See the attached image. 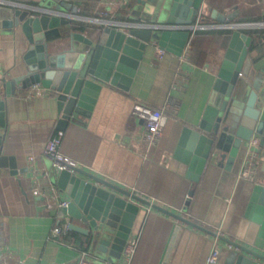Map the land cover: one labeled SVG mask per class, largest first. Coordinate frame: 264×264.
I'll return each mask as SVG.
<instances>
[{"label": "crops", "instance_id": "1", "mask_svg": "<svg viewBox=\"0 0 264 264\" xmlns=\"http://www.w3.org/2000/svg\"><path fill=\"white\" fill-rule=\"evenodd\" d=\"M36 1L0 0V4ZM73 3L78 5V15L74 18L77 25L98 26L104 20L118 24L136 18L134 0H75ZM217 12L232 18L264 16V0H203L193 24L215 29L210 26L218 24ZM197 29L201 28L193 31ZM227 42L228 39L224 46L221 42H211L208 59L201 65L191 61L189 44L180 56L163 50L156 62L153 58L160 48L154 44L148 46L128 90L102 85L89 116L79 114L77 121L70 120L62 129L57 128L59 116L50 90L41 86L40 94H30L31 85L25 87L19 83L13 94L6 95L3 87L0 88L4 101L1 155L6 158L0 166V242L3 243L0 263L76 264L78 261L79 251L52 240L50 233L55 219L61 215L64 221L84 228L87 225L47 207L48 197L32 194L33 188L46 184L44 174H48L56 196L69 201L65 191L57 187L52 161L44 154L47 141L58 131L63 133L60 151L74 160L80 171L218 231L229 240L250 246L259 225L245 213L253 184L257 178L264 177V151L257 152L258 142L251 146L256 150L257 161L249 178L241 175L249 143L239 149L229 164L226 159L220 161L218 152L207 161L197 183L186 176L188 165L174 157L178 147H181L180 154L187 149V145L179 146L183 127L196 126L201 120ZM27 45L20 28L0 29V78L9 80L26 72L23 56ZM213 48L220 52L215 59L210 53L214 52ZM256 54L250 53L249 57L261 82L260 90L264 92V55L254 61ZM135 101L160 109L166 116L162 135L150 149L141 139L142 122L132 115ZM13 170L17 173L8 172ZM191 189L193 194L189 195ZM188 198L189 204L185 206ZM138 204L140 209L130 236L138 233L139 241L129 264H160L175 224L180 229L167 264L206 263L214 236L150 205ZM218 243V264H224L233 249L227 241L219 239ZM86 251L93 264H125L123 254L120 259H113L99 254L96 245L91 244Z\"/></svg>", "mask_w": 264, "mask_h": 264}, {"label": "water", "instance_id": "2", "mask_svg": "<svg viewBox=\"0 0 264 264\" xmlns=\"http://www.w3.org/2000/svg\"><path fill=\"white\" fill-rule=\"evenodd\" d=\"M75 0H38L33 4L1 5L0 29L20 28L27 42L24 53L26 72L6 80L0 88L13 94L19 83L41 84L54 97L59 116L57 128L89 116L102 85L128 90L136 68L148 46L180 56L188 46L193 24L203 0H134L135 16L118 24L104 20L89 32L77 29ZM178 16V17H177ZM232 17L215 14L220 29H231L213 88L200 122L184 126L179 146L187 145L174 157L188 165L186 176L197 183L207 161L220 152V161L231 163L239 149L251 138L258 139L259 154L264 151V92L249 57L251 36L242 29L264 26V22H232ZM183 25L185 28L176 26ZM0 126H4V101L0 95ZM0 166L5 162L1 155ZM221 163V162H220ZM227 164V165H228ZM264 172V163L262 165ZM16 174L15 170L8 171ZM2 172L0 171V174ZM82 174L84 177H81ZM57 187L69 201L63 214L80 220L87 228L70 223L72 231L87 235L101 255L120 259L140 206L150 205L172 218L194 226L232 247L224 264H264V177L253 184L245 215L259 225L250 246L217 235L184 216L151 204L134 193L100 177L77 170L53 171ZM193 190L189 191V195ZM189 198L185 202L188 206ZM180 225L173 226L160 264H167ZM103 259V258H100Z\"/></svg>", "mask_w": 264, "mask_h": 264}, {"label": "built area", "instance_id": "3", "mask_svg": "<svg viewBox=\"0 0 264 264\" xmlns=\"http://www.w3.org/2000/svg\"><path fill=\"white\" fill-rule=\"evenodd\" d=\"M178 28H185L183 25L176 26ZM197 27L203 29L205 26H198ZM210 27L215 29H220L218 24H213ZM259 27V26H258ZM164 51L163 49H159L156 54L154 55V61H158ZM30 94H40L41 93V85L39 83L32 84L30 86ZM132 115L139 119L142 122V133L141 139L147 149H150L162 135V131L165 126L166 116L160 109L153 108L150 105H147L141 101H135L132 106ZM62 132L58 131L53 137H51L45 146L44 154L49 157L52 161V168L53 171H63L66 170L70 173H75L79 170V165L69 158L68 156L64 155L60 151V143H61V136ZM258 139L251 138L249 143V151L246 155V164L243 168L241 175L245 178H249L251 176L252 169L255 167V162L257 161V153L251 146L257 145ZM32 160V157L29 158ZM46 178V184L38 185L37 187L33 188L32 194L34 196H42L45 198H49V201L46 203L47 207L55 208L59 212H62V209L67 207L68 200L61 199L59 196L55 194V187L52 183L49 182L48 174H44ZM44 181V180H43ZM63 216H59L55 219L54 225L51 229L50 238L72 248L71 244L67 241L61 239V235L68 233L71 229L69 227L70 222L64 221L62 219ZM217 235H220L218 231H215ZM131 234V233H130ZM124 245L122 254L123 260L125 264H129L132 260V257L136 251L139 235L138 233L135 235H131ZM219 238L217 236L214 237V244L206 258L205 264H218L219 257H220V247H219ZM3 243L0 242V247L3 246ZM2 256V252L0 251V259ZM8 256H10L8 254ZM89 253L87 251H79V258L76 264H93L91 260L88 259ZM1 264V263H0Z\"/></svg>", "mask_w": 264, "mask_h": 264}, {"label": "trees", "instance_id": "4", "mask_svg": "<svg viewBox=\"0 0 264 264\" xmlns=\"http://www.w3.org/2000/svg\"><path fill=\"white\" fill-rule=\"evenodd\" d=\"M203 16V15H202ZM204 17V16H203ZM207 21H213L207 19ZM232 22L244 23V22H264V16L252 17V16H235ZM213 23V22H212ZM75 24V23H74ZM211 24V23H209ZM77 29L81 31L91 32L97 26H84L77 25ZM242 31L251 36V44L249 46V54L256 52L257 54L253 57V60H257L264 55V27H250L242 29ZM232 30L231 29H197L192 32L189 41L188 54L191 61L195 64L201 65L208 59V48L211 42L219 43L221 46L225 44L226 39L229 38ZM210 51L214 59L219 55V49L213 48ZM216 49V50H215ZM63 216V215H61ZM61 239L71 244L72 248L78 251H86L91 246V239L87 235L80 234L78 232L70 230L68 233L61 235Z\"/></svg>", "mask_w": 264, "mask_h": 264}, {"label": "rangeland", "instance_id": "5", "mask_svg": "<svg viewBox=\"0 0 264 264\" xmlns=\"http://www.w3.org/2000/svg\"><path fill=\"white\" fill-rule=\"evenodd\" d=\"M252 27H258V26H252ZM261 27H264V26H261Z\"/></svg>", "mask_w": 264, "mask_h": 264}]
</instances>
